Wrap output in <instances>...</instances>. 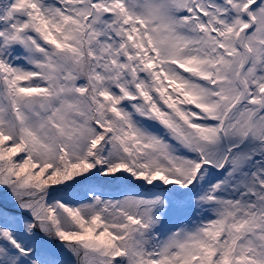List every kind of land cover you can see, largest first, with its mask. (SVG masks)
I'll return each instance as SVG.
<instances>
[{
    "label": "snow or ice",
    "instance_id": "6c2138e0",
    "mask_svg": "<svg viewBox=\"0 0 264 264\" xmlns=\"http://www.w3.org/2000/svg\"><path fill=\"white\" fill-rule=\"evenodd\" d=\"M0 264H264V0H0Z\"/></svg>",
    "mask_w": 264,
    "mask_h": 264
}]
</instances>
